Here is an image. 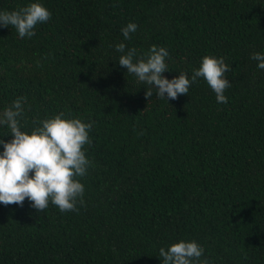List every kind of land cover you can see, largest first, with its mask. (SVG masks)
I'll list each match as a JSON object with an SVG mask.
<instances>
[{
    "label": "trees",
    "instance_id": "1",
    "mask_svg": "<svg viewBox=\"0 0 264 264\" xmlns=\"http://www.w3.org/2000/svg\"><path fill=\"white\" fill-rule=\"evenodd\" d=\"M43 4L31 38L0 25V114L92 123L79 211L0 203V264H162L161 247L195 240L200 264H264V0H0ZM129 22L137 30L125 39ZM168 50V79L223 57L228 103L204 78L175 100L145 96L115 45ZM127 50V49H126ZM0 139L11 141L0 125ZM4 150L0 144V153Z\"/></svg>",
    "mask_w": 264,
    "mask_h": 264
},
{
    "label": "clouds",
    "instance_id": "2",
    "mask_svg": "<svg viewBox=\"0 0 264 264\" xmlns=\"http://www.w3.org/2000/svg\"><path fill=\"white\" fill-rule=\"evenodd\" d=\"M50 18L51 12L39 2L17 10L0 11V25L11 26L20 38H31L35 35V27ZM137 27L133 22L123 27L124 38L130 39ZM115 51L121 53L119 65L148 86L145 92L148 99L155 90L159 98L175 100L179 95L188 94L191 84L202 77L216 94L217 103H228L225 91L231 84L225 73L230 71V66L223 57L204 56L200 67L192 71L191 78L180 73L170 80L163 75L169 70L166 48L152 45L138 60H134L136 49H128L123 42L115 45ZM250 58L257 62L258 69L264 70V53L253 52ZM26 99L17 98L0 114V125L7 126L13 137L11 141L0 139L4 148L0 153V203L23 206L27 198L38 213L45 211L50 202L62 213L78 212L77 205L84 203L85 186L77 178L84 177L90 165L84 146L92 143L89 132L93 125L79 118L65 119L61 113L37 122L41 126L30 134L21 131ZM203 254L204 248L195 240H181L159 249L162 264H200L199 258ZM203 264H207V260Z\"/></svg>",
    "mask_w": 264,
    "mask_h": 264
}]
</instances>
